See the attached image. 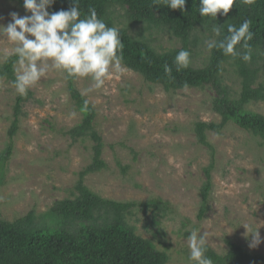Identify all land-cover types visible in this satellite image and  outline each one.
Masks as SVG:
<instances>
[{
    "label": "rangeland",
    "instance_id": "obj_1",
    "mask_svg": "<svg viewBox=\"0 0 264 264\" xmlns=\"http://www.w3.org/2000/svg\"><path fill=\"white\" fill-rule=\"evenodd\" d=\"M127 11L121 6L110 9L118 29L147 42L159 54L183 46L165 27L132 24ZM12 12L29 15L17 3L0 0V24L7 25ZM211 38L202 30L195 33L192 39L197 44L191 46L189 66L207 65L211 50L206 42ZM11 47L6 37H0V53ZM5 61L0 58V67ZM123 65V75L113 73L101 89L83 96L96 110L94 130L102 138L106 164L104 170L85 178V186L116 202L166 203L169 207L163 212L134 208L125 225L166 253L168 264H191L187 237L193 228L201 235L207 233L206 246L218 255L228 253L229 240L264 256V141L231 121L221 132L207 131L215 150L212 155L198 143L194 127L200 122L221 123L214 110L220 99L216 89L206 84L168 92ZM222 81L237 99L241 82L232 63L225 66ZM91 84L90 78L75 79L80 93ZM29 92L13 153L4 161L7 132L21 95L11 81L0 82V218L14 222L34 211L37 227L44 228L57 225L49 216L57 202L77 197L75 186L93 161L95 142L68 135L84 114L71 99L66 74L53 70ZM243 111L264 116V103H252ZM212 165L209 209L199 219L201 189ZM241 224L259 229L262 242L257 247H249L251 236L245 235Z\"/></svg>",
    "mask_w": 264,
    "mask_h": 264
},
{
    "label": "trees",
    "instance_id": "obj_2",
    "mask_svg": "<svg viewBox=\"0 0 264 264\" xmlns=\"http://www.w3.org/2000/svg\"><path fill=\"white\" fill-rule=\"evenodd\" d=\"M17 3L24 9L23 0H7ZM74 0H56L48 9L50 12L61 9L68 10ZM114 6L128 8L132 24H147L152 27H165L183 45L166 53H157L147 42L134 39L127 30H120L123 42V63L133 72L141 75L144 80L153 85L162 86L166 91L202 88L211 84L220 99L215 103L214 110L222 117L220 124L200 122L195 133L198 143L214 155L215 150L207 139V131L221 132L229 122H234L241 129L259 137L264 141V116L244 112L243 108L252 103H264V0H235L227 16L218 13L217 18L202 17L199 14L200 0H187L185 10H173L154 3V0H79L81 18L89 14V8H95L98 17L109 26H115L111 19L110 9ZM250 20V31L253 39L249 41L251 60L243 61L239 56H225L222 51L211 50L208 63L203 68L188 66L179 71L174 58L181 50L192 54L191 46L195 47L197 39L193 37L197 31H204L212 37L213 24L222 26V32L227 35L228 24L237 27L245 20ZM238 51H243L240 45ZM17 59L11 56L0 67V82L15 79L13 63ZM232 63L241 82V90L234 99L231 90L223 85L222 76L225 66ZM169 68L170 74L165 71ZM68 79V90L76 107L84 114L81 124L69 130V136L74 140L89 137L93 147L92 163L80 173L75 186L77 197L57 202L49 216L55 219L56 226L37 227L34 211L14 222L0 218V264H168L166 253L156 250L155 246L128 229L125 220L134 208L148 209L153 212L168 210L166 203L153 200L145 204L136 202H116L101 198L85 186V178L106 168L102 159V138L95 129L96 110L89 104L84 110L85 98L75 86L76 78ZM31 97V93L20 96L14 108V120L10 130L9 144L5 150L4 161L8 160L14 149V140L19 131L22 108ZM207 170L208 181L201 189L202 206L199 219L209 209V198L212 191L211 170ZM92 223L91 227L84 224ZM229 251L226 255H218L207 247L206 255L214 264H264V256L249 253L244 246L233 241H227Z\"/></svg>",
    "mask_w": 264,
    "mask_h": 264
},
{
    "label": "clouds",
    "instance_id": "obj_3",
    "mask_svg": "<svg viewBox=\"0 0 264 264\" xmlns=\"http://www.w3.org/2000/svg\"><path fill=\"white\" fill-rule=\"evenodd\" d=\"M56 0H23V6L30 15L21 16L17 12L10 13L11 21L7 25L0 24V37H6L12 45L4 49L0 58L7 60L15 55L13 63L15 79L12 84L16 92L24 96L28 90L55 70L66 74L69 78H90L91 87L81 92L82 96L101 89L106 79L113 73L123 75L126 71L123 61V42L120 30L109 27L98 17L95 8H89V14L81 18L79 0H74L68 10L50 12L48 9ZM248 3L249 0H243ZM154 3L173 10H185L187 0H154ZM235 0H200L199 14L202 17L217 18L218 13L227 16ZM251 21L245 19L238 27L228 24L227 35L222 26L213 24L212 38L206 42L208 50L217 49L225 56H239L243 61L251 60L249 41L253 39L250 31ZM240 45L243 51H238ZM179 71L190 63V52L181 49L174 58ZM170 74V69L165 68ZM3 79V77H0ZM185 91L189 85H183ZM89 101L84 100V110ZM72 115H75L74 113ZM244 226L246 236H251L250 248L261 242L259 229L248 224ZM240 225V226H241ZM207 233L201 235L199 229L193 228L187 237L189 261L191 264H214L206 255Z\"/></svg>",
    "mask_w": 264,
    "mask_h": 264
}]
</instances>
